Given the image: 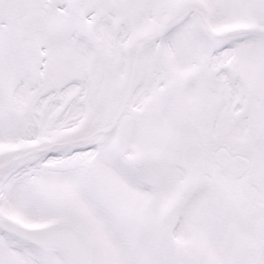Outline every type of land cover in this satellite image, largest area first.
I'll return each instance as SVG.
<instances>
[{
  "label": "snow or ice",
  "instance_id": "1",
  "mask_svg": "<svg viewBox=\"0 0 264 264\" xmlns=\"http://www.w3.org/2000/svg\"><path fill=\"white\" fill-rule=\"evenodd\" d=\"M0 264H264V0H0Z\"/></svg>",
  "mask_w": 264,
  "mask_h": 264
}]
</instances>
